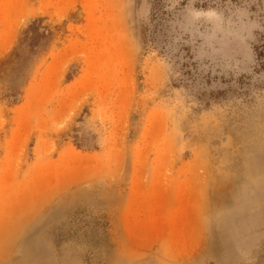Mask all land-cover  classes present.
<instances>
[{"label": "rangeland", "instance_id": "obj_1", "mask_svg": "<svg viewBox=\"0 0 264 264\" xmlns=\"http://www.w3.org/2000/svg\"><path fill=\"white\" fill-rule=\"evenodd\" d=\"M0 264H264V0H0Z\"/></svg>", "mask_w": 264, "mask_h": 264}]
</instances>
